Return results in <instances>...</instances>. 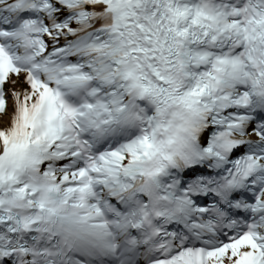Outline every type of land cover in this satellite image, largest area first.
Masks as SVG:
<instances>
[{
	"label": "snow or ice",
	"instance_id": "obj_1",
	"mask_svg": "<svg viewBox=\"0 0 264 264\" xmlns=\"http://www.w3.org/2000/svg\"><path fill=\"white\" fill-rule=\"evenodd\" d=\"M0 264H264V0H0Z\"/></svg>",
	"mask_w": 264,
	"mask_h": 264
}]
</instances>
